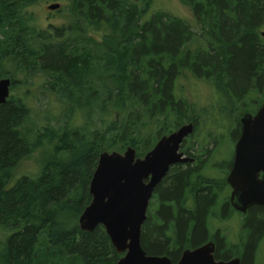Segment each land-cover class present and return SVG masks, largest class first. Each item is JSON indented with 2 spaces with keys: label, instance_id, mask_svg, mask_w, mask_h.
<instances>
[{
  "label": "trees",
  "instance_id": "1",
  "mask_svg": "<svg viewBox=\"0 0 264 264\" xmlns=\"http://www.w3.org/2000/svg\"><path fill=\"white\" fill-rule=\"evenodd\" d=\"M34 1L0 0V79L21 90L18 77L24 85L41 77L49 97L82 112L83 125L40 127L27 105L30 88L0 104V264H115L124 253L105 228L79 225L100 154L132 146L143 157L163 135L193 122L196 150L184 146L191 135L182 149L199 161L166 174L142 227L147 254L175 263L207 238L210 216L235 211L226 195L230 160L213 158L239 138L241 116L255 109L247 106L264 101V0H181L194 23L151 11L154 0H64L68 22L45 30L26 11ZM186 73L223 95L217 118L176 92ZM192 108L196 117L186 113ZM42 147L52 156L39 175L15 179L18 165ZM263 231L264 207L251 206L238 246L225 251L216 233L217 258L256 264Z\"/></svg>",
  "mask_w": 264,
  "mask_h": 264
},
{
  "label": "water",
  "instance_id": "2",
  "mask_svg": "<svg viewBox=\"0 0 264 264\" xmlns=\"http://www.w3.org/2000/svg\"><path fill=\"white\" fill-rule=\"evenodd\" d=\"M59 3L49 5L58 9ZM264 37V31L261 32ZM11 79H0V104L10 96ZM195 130L188 122L163 135L143 157L134 147L124 152L104 151L93 173L89 192L91 202L79 218L83 230L105 228L113 246L124 255L115 264H174L169 256L149 255L141 243L142 227L156 186L173 165L190 161L181 150L183 141ZM232 187L230 202L246 213L257 205L264 207V103L255 114L241 117V135L235 145L232 168L227 176ZM214 242L187 248L175 264H241L240 257L216 260Z\"/></svg>",
  "mask_w": 264,
  "mask_h": 264
},
{
  "label": "rangeland",
  "instance_id": "3",
  "mask_svg": "<svg viewBox=\"0 0 264 264\" xmlns=\"http://www.w3.org/2000/svg\"><path fill=\"white\" fill-rule=\"evenodd\" d=\"M57 2H60L61 4L63 3L66 10L67 2L64 0H37L26 8V11L34 17V25L37 26L38 29L45 30L51 27H58L62 26L63 23L68 22L69 15L65 12V10H52L49 8V5ZM150 10H164L173 16L183 18L193 23L195 22V16L193 15L191 9L183 2H181V0H154L150 7ZM17 79L18 81H22L18 83L19 86L21 85V90H19L18 87L12 88V95H19L20 91H27L30 88L32 92L26 100L27 105L31 106L34 110V117L40 121V127H58L59 125H63L66 122L67 124H69L70 128H76L83 125L82 112L74 108L72 104L66 103L65 105L58 99L56 95H54V97H49V95L45 93L44 88L42 87L43 79L41 77L35 76L32 79H27V82H30H25L27 83V85L23 84L25 78L18 77ZM34 86H36V88H34ZM34 92L35 95L32 96V93ZM176 92L180 95V97L185 98L190 105L195 106V109H203L204 112L208 115V118L211 116L217 118V106L219 105L220 101L224 102V99H222L221 97L223 95L217 93L215 88L209 81H206L203 78H197L190 73L182 74V76L179 78ZM257 105L258 101L255 104L251 103L247 107L252 109ZM211 108L212 114L210 113ZM66 113H69L67 119ZM186 113L187 115H195L196 117V113L193 108L190 112ZM208 118L207 116L204 117V121H206ZM209 126L214 127V125L212 124ZM217 132L219 131H216L213 134L217 135ZM200 133H202V130H200ZM197 137L198 135H196L195 132L187 139L184 146L189 149L193 148V150H196L195 146ZM51 150H49V148L47 147H42L40 148V151L38 150L28 158L24 159L15 170V179L21 177L22 175H29L32 177H36L37 175H39L43 162L52 156ZM232 150H234V145L232 147L231 142H224L218 152L219 157L216 160L219 161L223 159H231ZM227 193L228 194L226 195L229 197V188L227 190ZM242 220L243 216L238 212H235L222 219H212V221L210 222V226L212 231H215L217 229L220 230L221 233L228 238V240H231L235 243L237 241V235H239L241 231ZM5 235V230L3 228H0V239ZM258 243L259 246L257 249L256 264H264V231L258 238Z\"/></svg>",
  "mask_w": 264,
  "mask_h": 264
},
{
  "label": "flooded vegetation",
  "instance_id": "4",
  "mask_svg": "<svg viewBox=\"0 0 264 264\" xmlns=\"http://www.w3.org/2000/svg\"><path fill=\"white\" fill-rule=\"evenodd\" d=\"M57 3H59V2H57ZM60 4V7H61V3H59ZM60 7L58 8V9H60ZM12 82H11V86H10V95L12 94ZM256 103V102H255ZM254 103V104H255ZM264 103V101H262V103H260L259 101H258V105L257 106H255L254 108V111H252V112H245V113H252V114H255L257 111H258V109L261 107V105ZM244 113V114H245ZM243 114V115H244ZM242 115V116H243ZM241 116V117H242ZM241 119V118H240ZM240 135H241V133H240ZM240 137V136H239ZM187 139V138H186ZM185 139V140H186ZM239 139V138H238ZM238 139L235 141V142H233L232 143V147H233V145H234V150H232V154H231V159H225V160H230V163H231V166H230V168H229V171H228V174H229V172H230V170H231V168H232V165H233V160H234V152H235V145H236V143H237V141H238ZM185 140L183 141V143L185 142ZM183 143H182V145H183ZM213 146H214V144H213ZM213 146H211V147H213ZM182 147L183 146H181V150L184 152V154L186 155V156H188V157H190L191 158V160L190 161H187V162H183V163H178V164H176V165H173L171 168H170V170L172 169V168H174L175 166H177V165H189L190 164V166H196V164H197V162L199 161V158L197 157V156H190L189 154H187L186 153V151H184L183 149H182ZM192 152V151H191ZM194 152L195 151H193L192 152V154H194ZM219 157V156H218ZM218 157H214L213 158V160H215V162L217 161L216 159L218 158ZM221 161H224V159L223 160H219V161H217V162H221ZM169 170V171H170ZM168 171V172H169ZM228 174H227V176H228ZM227 176H226V182H227ZM227 187L230 189V194H229V197H228V201H229V204H230V206H231V208H233V206H232V204H231V202H230V196H231V192H232V187L230 186V184L227 182ZM155 192V191H154ZM228 194V193H227ZM153 195H154V193H153ZM153 197V196H152ZM151 200H152V198H151ZM151 200H150V202H151ZM149 207H150V203H149ZM234 209V208H233ZM148 210H149V208H148ZM235 211H233V212H231L229 215H231L232 213H235V212H238L240 215H242L243 216V218L246 216V214L248 213V210H249V208H248V210L246 211V213H242V212H240V211H237L236 209H234ZM148 214V213H147ZM215 217V216H214ZM214 217L212 216H210L209 217V219H207V221H206V224L208 225L207 226V232H208V235H207V238L203 241V242H201L199 245H197L196 247H194V248H199V247H202V246H204L205 244H207V243H209V242H211V241H213L214 242V245H215V249H214V257H215V259L216 260H230V259H232V258H234V257H239V256H233L232 258H230V259H219V258H217V250H218V244H217V241H216V238H215V235H216V233H218L219 232V234L221 235V236H223V239H221L222 240V242H223V248H224V250L226 251V249H230V250H232V247L234 246H238L240 243H241V239H243V236L241 235V233L239 234V235H237V241L234 243L233 241H231V240H228V238L224 235V234H222L221 233V231L220 230H215V231H212V229H211V226H210V222L212 221V219L214 220ZM215 218H219V217H215ZM240 232H242V225H241V231ZM258 246H259V243H258V241L256 242V246H255V252H254V255H255V262L257 263V260H256V255H257V249H258ZM194 248H191V249H194ZM187 249V248H186ZM185 250V249H184ZM183 250V251H184ZM183 251L181 252V255H180V257H179V259H178V261L180 260V258H181V256H182V254H183ZM241 259V258H240ZM172 260V259H171ZM178 261H176L175 263H177ZM173 262V261H172ZM174 263V262H173ZM174 263V264H175Z\"/></svg>",
  "mask_w": 264,
  "mask_h": 264
}]
</instances>
